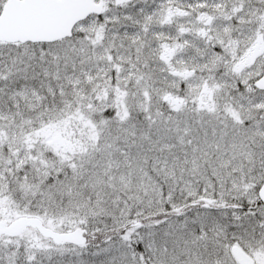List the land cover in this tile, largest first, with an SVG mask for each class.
<instances>
[{
	"label": "snow or ice",
	"instance_id": "snow-or-ice-1",
	"mask_svg": "<svg viewBox=\"0 0 264 264\" xmlns=\"http://www.w3.org/2000/svg\"><path fill=\"white\" fill-rule=\"evenodd\" d=\"M0 264H264V0H0Z\"/></svg>",
	"mask_w": 264,
	"mask_h": 264
}]
</instances>
